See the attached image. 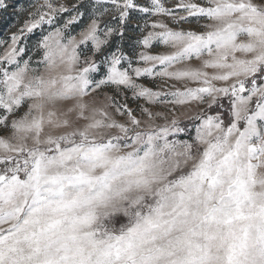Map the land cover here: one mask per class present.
I'll use <instances>...</instances> for the list:
<instances>
[{
  "label": "snow or ice",
  "instance_id": "1",
  "mask_svg": "<svg viewBox=\"0 0 264 264\" xmlns=\"http://www.w3.org/2000/svg\"><path fill=\"white\" fill-rule=\"evenodd\" d=\"M133 10L177 26L145 24L144 67L108 52ZM3 43L0 264H264V0H42Z\"/></svg>",
  "mask_w": 264,
  "mask_h": 264
},
{
  "label": "rangeland",
  "instance_id": "2",
  "mask_svg": "<svg viewBox=\"0 0 264 264\" xmlns=\"http://www.w3.org/2000/svg\"><path fill=\"white\" fill-rule=\"evenodd\" d=\"M12 2L15 3V8L9 7L7 11H0V53L4 51V48L6 45L3 43V41H8L10 43V36L12 33L17 32V30L23 25L25 18H26V11L31 10L33 5H36L42 0H12ZM150 0H136V3L141 6H146ZM179 2V0H162V3L165 7L173 8L175 4ZM193 2L196 3H203V0H193ZM53 3L55 4H64L66 7L71 9V6L73 4H78L79 0H53ZM81 12H84V9L80 10ZM179 14H185L183 12H180L177 10ZM91 13V10H89V14ZM75 14V13H73ZM186 15V14H185ZM131 19L128 21V23L124 26V36L123 39H121L119 36H116L114 38L112 47L108 49L109 54L113 51H116V48L119 47L123 54L130 58L133 67L140 66L144 67L146 65L139 64L137 65V55L140 52H147L149 54L158 55V54H166L170 51L169 48L164 46L163 44L159 43L158 41H153L149 48H144L141 46L138 41H140L143 36L147 35L149 31H153L151 27H144L145 24L150 25L153 21H160L163 23L168 24L169 27H177L175 24L171 22L170 17L165 16H159V15H148L144 13H140L137 10H133L131 12ZM68 19H70V16L68 13H60L57 17V23L54 25H44L42 29H37L33 34H30L27 39H24L20 42V46L24 47L26 49L25 53H21L20 55L23 56L25 60H28L31 58L33 64H35L36 61L40 60L42 57V52L38 55L37 54V40L41 36V32L44 34H47L48 31L53 30L55 27L62 26L64 22H66ZM88 16H80L76 21L74 26H69L68 29H66L67 32H70L71 35L77 36L79 38V33L83 30L84 27H86L88 23ZM112 26H117L116 20L110 21ZM203 23V22H201ZM74 27V30H73ZM185 30H188L190 27L195 28L196 22L193 21L191 25L185 23L183 25ZM161 29H156V31H160ZM196 62H193V65H195ZM123 67H127L128 61L122 62ZM139 83L146 84L150 87H152L154 90L159 88H164V90H168L167 87L164 86L163 81L160 79H153V78H146L142 77L138 81ZM171 83V82H170ZM180 86V85H177ZM189 86H195V85H189ZM106 93H111L110 88L105 89ZM103 95V93H102ZM128 96H131V93H128ZM137 103H143V101L138 102H132L129 100V104L132 108H136ZM225 103H227L225 101ZM182 113L187 112L188 114H194V106L191 109L184 108L180 110ZM182 122L184 124H188L189 130L191 131V134L195 135L194 127L187 119H183ZM158 123H163V121H158ZM184 139H188L187 136H183Z\"/></svg>",
  "mask_w": 264,
  "mask_h": 264
}]
</instances>
